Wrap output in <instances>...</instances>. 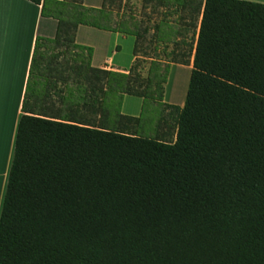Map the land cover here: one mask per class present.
I'll use <instances>...</instances> for the list:
<instances>
[{"label":"trees","instance_id":"trees-1","mask_svg":"<svg viewBox=\"0 0 264 264\" xmlns=\"http://www.w3.org/2000/svg\"><path fill=\"white\" fill-rule=\"evenodd\" d=\"M27 1L58 26L34 43L0 264H264V3ZM80 25L134 36L152 60L93 68ZM191 57L183 107L164 103L170 65Z\"/></svg>","mask_w":264,"mask_h":264},{"label":"crops","instance_id":"crops-1","mask_svg":"<svg viewBox=\"0 0 264 264\" xmlns=\"http://www.w3.org/2000/svg\"><path fill=\"white\" fill-rule=\"evenodd\" d=\"M249 1L264 3V0ZM103 3L104 0H83V5L88 8L99 9L102 8ZM40 9V6L27 0H0V78H2V88H0V213L13 158L17 125L23 115L21 111L23 97L35 39L37 37L53 39L57 32V21L42 17ZM74 42L92 49L91 67L96 69L128 73L137 57L152 60L149 57L134 54L136 42L134 36L118 32L80 25L76 30ZM159 55L162 56L160 51ZM192 59L193 57L190 58L188 65L190 72ZM179 65L172 63L170 70ZM165 87L166 84L164 85L163 102L173 105L165 98ZM177 93L181 94V92ZM53 102V100L46 99L45 107L48 108ZM141 106L142 99L126 95L122 102L121 113L125 116L138 117ZM126 107L129 111L125 110ZM37 117L54 121L51 118Z\"/></svg>","mask_w":264,"mask_h":264},{"label":"rangeland","instance_id":"rangeland-1","mask_svg":"<svg viewBox=\"0 0 264 264\" xmlns=\"http://www.w3.org/2000/svg\"><path fill=\"white\" fill-rule=\"evenodd\" d=\"M127 7L133 6L135 8V11L137 14H140V11L142 9V2L140 0H129L127 1ZM124 4V2H123ZM148 39L146 41V47L151 52L152 45L148 43ZM152 53V52H151ZM147 69V66H146ZM146 69L143 72V76H146ZM190 70L188 69V65H179L175 66L170 70L169 78L166 83L165 87V98L168 100L169 103H173V105L183 107V103L185 100L186 92L188 89V83L190 78ZM177 92H181L180 95H178ZM132 100V99H130ZM127 102V106H128ZM128 110V107L125 109ZM141 111V110H140Z\"/></svg>","mask_w":264,"mask_h":264},{"label":"snow or ice","instance_id":"snow-or-ice-1","mask_svg":"<svg viewBox=\"0 0 264 264\" xmlns=\"http://www.w3.org/2000/svg\"><path fill=\"white\" fill-rule=\"evenodd\" d=\"M0 88H2V78H0Z\"/></svg>","mask_w":264,"mask_h":264}]
</instances>
